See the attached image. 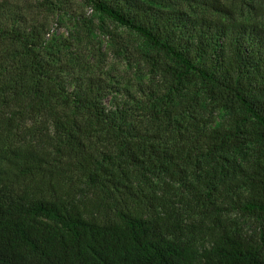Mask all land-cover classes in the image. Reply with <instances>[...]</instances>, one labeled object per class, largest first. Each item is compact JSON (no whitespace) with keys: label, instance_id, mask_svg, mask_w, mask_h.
I'll use <instances>...</instances> for the list:
<instances>
[{"label":"trees","instance_id":"1","mask_svg":"<svg viewBox=\"0 0 264 264\" xmlns=\"http://www.w3.org/2000/svg\"><path fill=\"white\" fill-rule=\"evenodd\" d=\"M87 7L136 35L128 102L48 38ZM174 182L254 236L190 240ZM0 264H264V0H0Z\"/></svg>","mask_w":264,"mask_h":264},{"label":"rangeland","instance_id":"2","mask_svg":"<svg viewBox=\"0 0 264 264\" xmlns=\"http://www.w3.org/2000/svg\"><path fill=\"white\" fill-rule=\"evenodd\" d=\"M77 2L79 3L80 0H77ZM84 10L87 17L91 19V23H88L90 27L85 28L82 26L81 21H76L62 12H57L50 19L52 27L48 38L52 43L58 44V42L65 41L69 43L68 59L72 62L71 64H82L89 70L109 78L114 89L105 99L108 106L112 105L114 97L128 102L129 98L125 95L126 90L131 92L132 95L138 92V84L144 77V67L142 64L135 62L130 53L131 49L128 50V53L118 51L114 41L111 40V36L115 34L120 39L128 41L129 46H134L137 41L136 35L111 19L105 16L100 17L90 7ZM249 12L246 9L244 13L250 17L253 16V13ZM89 70H86V72H89ZM188 183L190 182L188 181ZM188 183H186L187 186ZM170 186H166L169 191L165 202L172 207L171 211H178L180 218L186 224L196 227L193 231L187 233V237L196 244L207 243L209 230L206 228L205 222L210 218L216 222L222 221L227 228L232 229L243 238L254 236L256 225L249 216L234 210L227 211L216 219L213 217L207 218L204 216L206 209L202 202H198L201 213L198 211L199 208L196 206L194 209L193 202L189 201V198L195 194L194 189L190 187L192 193H189L191 191L188 192L187 189L181 188L177 182H174L172 190Z\"/></svg>","mask_w":264,"mask_h":264}]
</instances>
